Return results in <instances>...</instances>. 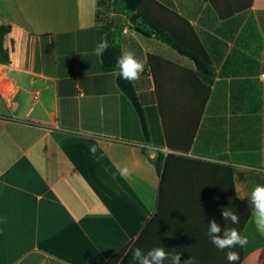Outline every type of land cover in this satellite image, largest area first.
<instances>
[{"label":"crops","instance_id":"1","mask_svg":"<svg viewBox=\"0 0 264 264\" xmlns=\"http://www.w3.org/2000/svg\"><path fill=\"white\" fill-rule=\"evenodd\" d=\"M154 1L204 46L209 95L193 60L137 32L122 0H0L11 25L10 62H0V264H106L123 251L118 264H136L132 251L153 247L181 264H229L230 250L235 264H264L247 197L264 184V0ZM109 24L121 51L144 62L132 83L149 141L117 72L94 54ZM159 155L169 157L160 172ZM212 218L248 245L217 249Z\"/></svg>","mask_w":264,"mask_h":264},{"label":"trees","instance_id":"2","mask_svg":"<svg viewBox=\"0 0 264 264\" xmlns=\"http://www.w3.org/2000/svg\"><path fill=\"white\" fill-rule=\"evenodd\" d=\"M122 5L124 14L129 17L134 15L138 16L135 22V29L137 32L146 36L150 33L154 34L159 40L173 47L181 55L187 56L193 60L196 66V73L206 85L205 89L207 95H209L211 90L210 87L214 83L216 77L215 68L191 25L185 19L171 13L154 0H122ZM114 10L118 11L119 8H115ZM166 13L172 14L176 21L172 23V21L168 19ZM145 29L148 32H146ZM103 30L106 36L105 39H107L109 43V49L101 56L103 69L105 71L117 72L118 74L119 70L116 68V61L122 51L113 35L114 25L109 24L104 27ZM10 33L11 25L5 22L0 16V62L2 64H8L10 62V50L6 47V39ZM117 84L120 90L131 101L139 117L143 136L146 141H149L150 132L146 113L133 83L122 80L118 74ZM180 148L181 151H184L182 150L184 148ZM168 159L169 157L165 159L163 156L159 155L153 160L159 172L162 170L164 162L168 161ZM249 215L250 212L247 210V220ZM123 255L124 251L117 254L106 264H118Z\"/></svg>","mask_w":264,"mask_h":264},{"label":"clouds","instance_id":"3","mask_svg":"<svg viewBox=\"0 0 264 264\" xmlns=\"http://www.w3.org/2000/svg\"><path fill=\"white\" fill-rule=\"evenodd\" d=\"M109 49L107 39H102L95 47L94 54L103 56ZM144 62L138 59L132 51H123L117 58L116 68L118 74L124 81L132 83L140 78V74L144 70ZM90 151L94 154L96 151L93 146ZM125 171H127L125 169ZM248 197V204L252 210V218L256 229L264 234V184H256ZM222 218L225 222L231 221L232 224H238L240 217L230 208L221 210ZM208 236L211 243L219 250L234 249L237 246L243 248L248 245L247 236L241 235L235 227H227L226 223L221 226L215 218H212L208 224ZM226 258L229 264H235L239 259V254L235 251H227ZM132 259L136 264H164V261H170V264H181V255L179 252L166 251L164 247H153L146 253L135 248L132 251ZM183 264H191L190 260H186Z\"/></svg>","mask_w":264,"mask_h":264},{"label":"water","instance_id":"4","mask_svg":"<svg viewBox=\"0 0 264 264\" xmlns=\"http://www.w3.org/2000/svg\"><path fill=\"white\" fill-rule=\"evenodd\" d=\"M137 18H138V16H135V15H134V16L131 17V21L135 23V22L137 21ZM118 19H119V18H118ZM118 22H119V20L117 21V18H116V19H115V25H117Z\"/></svg>","mask_w":264,"mask_h":264},{"label":"built area","instance_id":"5","mask_svg":"<svg viewBox=\"0 0 264 264\" xmlns=\"http://www.w3.org/2000/svg\"><path fill=\"white\" fill-rule=\"evenodd\" d=\"M130 24L132 25L133 24V22L132 21H130ZM128 27L124 30V32H128Z\"/></svg>","mask_w":264,"mask_h":264}]
</instances>
